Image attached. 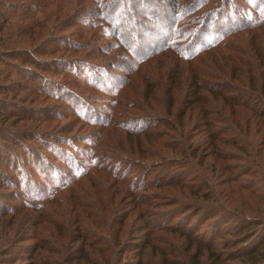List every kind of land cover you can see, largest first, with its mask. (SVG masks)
Returning <instances> with one entry per match:
<instances>
[{"label": "rangeland", "instance_id": "rangeland-1", "mask_svg": "<svg viewBox=\"0 0 264 264\" xmlns=\"http://www.w3.org/2000/svg\"><path fill=\"white\" fill-rule=\"evenodd\" d=\"M128 1L0 0V264H212L264 221V0Z\"/></svg>", "mask_w": 264, "mask_h": 264}, {"label": "trees", "instance_id": "trees-1", "mask_svg": "<svg viewBox=\"0 0 264 264\" xmlns=\"http://www.w3.org/2000/svg\"><path fill=\"white\" fill-rule=\"evenodd\" d=\"M116 2L117 9H113L112 5H108L106 8L105 13L111 12V10H115V12H124L126 8L129 6L128 0H114ZM204 1V0H203ZM2 2V1H1ZM0 2V19L5 16L7 13L5 9V5H3ZM145 2V1H144ZM244 0H241V4H243ZM104 5H107L104 3ZM208 5V3H207ZM209 6V5H208ZM211 8V7H210ZM38 10H40V7H38ZM130 14H133L130 9L127 12V15L130 16ZM4 19V18H3ZM2 21V20H0ZM212 24L214 25L213 21L210 19H206V22L202 24L201 28L206 30L208 28V31L212 32ZM215 26V25H214ZM3 30V27H0V32ZM215 43V44H214ZM218 44V38L213 41L212 45ZM201 46V45H199ZM205 48V45H203ZM211 46V45H210ZM209 45L206 44V49L210 48ZM7 53V52H5ZM38 55V53L35 51ZM10 53H8L9 56ZM14 54H16L14 52ZM31 54V55H30ZM4 56H7L3 54ZM11 55V54H10ZM30 58L33 57L32 53H22L21 58ZM13 58L19 59L18 57L14 56ZM25 64H29L31 66H36L41 63L39 61H29V60H22ZM50 67V66H49ZM65 67V66H63ZM69 67V66H68ZM66 67V68H68ZM46 69H49L48 67H45ZM54 68V67H52ZM2 106L0 105V118H3L4 115L7 114L6 110H2ZM1 162V161H0ZM66 174V173H65ZM61 179L65 181V186L70 182V180L66 179V176H60ZM9 183V181H7ZM134 183V188H142L148 183H152V181H148L144 184L142 183ZM10 184V183H9ZM67 187H65L66 189ZM199 233L195 234L198 235ZM233 237H235V240H237L236 244L241 243L239 249L236 251H231L230 253H225V251H212L211 256H209L210 259L213 260L212 264H237L235 261H239L238 264H264V221L262 223L258 221H251L250 223H243L235 227V229L231 232ZM235 242V241H234ZM202 244H206L203 240H201ZM201 243L198 242L199 245L203 246ZM235 244V246H236ZM236 248V247H234ZM211 252V251H209ZM9 257H5L7 260ZM201 253H197L193 259L194 264H204L200 261Z\"/></svg>", "mask_w": 264, "mask_h": 264}]
</instances>
